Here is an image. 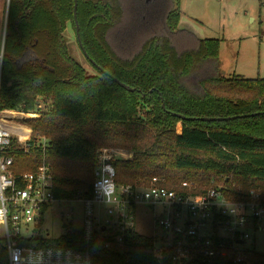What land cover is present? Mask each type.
Listing matches in <instances>:
<instances>
[{
    "label": "trees",
    "instance_id": "1",
    "mask_svg": "<svg viewBox=\"0 0 264 264\" xmlns=\"http://www.w3.org/2000/svg\"><path fill=\"white\" fill-rule=\"evenodd\" d=\"M180 3L78 0L80 39L102 71L80 45L75 0H9L0 107L36 113L28 120L29 153L20 150L17 159L24 170L52 165L57 200L93 196L103 145L133 153L114 161L118 185L148 186L157 176L159 185L178 193L203 194L216 181L228 186L231 180L243 189L218 188L232 199L246 198L253 186L264 190V78L222 74L220 39L180 26ZM69 25L96 73L72 53ZM177 113L249 115L201 120ZM40 136L49 139L46 146L37 145ZM103 239L96 231L87 242L83 228L71 226L59 236L35 232L22 243L89 247L93 264H179L171 249L156 252L155 235L136 227L109 250ZM234 257L196 256L185 264H235ZM248 260L264 264V253L254 248ZM0 264H9L3 237Z\"/></svg>",
    "mask_w": 264,
    "mask_h": 264
},
{
    "label": "built area",
    "instance_id": "2",
    "mask_svg": "<svg viewBox=\"0 0 264 264\" xmlns=\"http://www.w3.org/2000/svg\"><path fill=\"white\" fill-rule=\"evenodd\" d=\"M4 52L5 35L0 43V88ZM32 114L36 113L0 107V237L7 241L9 264H25L22 253L33 250L45 253L43 260L37 256L33 264H93L89 247H34L22 243V238L36 232L50 205L57 201L52 165L44 161L33 170H24L17 159L20 150L29 152L32 129L25 121ZM115 159L107 149L100 152L93 196L83 199V230L87 242L96 231L102 233L105 249H111L114 241L124 242L127 232L135 227L137 205L143 204L153 210L161 209L156 215L157 253L171 249L174 262L179 264L196 256L211 259L234 254L235 264H249L255 248L251 245L250 231L258 228V222L264 217V192L252 189L247 198L236 200H231L216 186L203 194L178 193L159 185L157 176L148 186L118 185ZM101 169L113 180L106 186L109 198L98 191ZM183 184L191 183L184 181Z\"/></svg>",
    "mask_w": 264,
    "mask_h": 264
},
{
    "label": "rangeland",
    "instance_id": "3",
    "mask_svg": "<svg viewBox=\"0 0 264 264\" xmlns=\"http://www.w3.org/2000/svg\"><path fill=\"white\" fill-rule=\"evenodd\" d=\"M8 3V0H0V43L4 39ZM180 12V26L193 30L201 38L220 39L219 64L222 74L227 76L238 74L247 78H264V4H261L260 0H181ZM75 33L72 25H69L67 34L72 53L82 61L90 72L96 73L97 70L80 50ZM35 117L36 114H32L25 121L32 129V135L33 128L28 120ZM16 121L21 120L16 119ZM32 138L33 136H31V140ZM38 139L37 145L46 146L49 143L46 136H40ZM105 149L116 158L126 159L133 155L126 147L115 145L101 146L99 154ZM223 182L218 183L216 181L212 186L218 184L217 187H223L224 189L227 187L243 189V185L238 184L235 180H231L228 186ZM252 189L264 192L260 187L253 186ZM252 189L248 191V194ZM83 199L84 197L78 196L70 200L53 202L42 221L43 223L36 229V232L59 236L71 226L83 228L85 222ZM230 199L236 200V198ZM160 212V208L153 210L147 205H137L136 229L148 235L157 234L156 215ZM250 232L251 245L255 247L256 251L264 253V217L258 222V228Z\"/></svg>",
    "mask_w": 264,
    "mask_h": 264
},
{
    "label": "water",
    "instance_id": "4",
    "mask_svg": "<svg viewBox=\"0 0 264 264\" xmlns=\"http://www.w3.org/2000/svg\"><path fill=\"white\" fill-rule=\"evenodd\" d=\"M9 2V0H8ZM74 13H75V21H76V29H77V36H78V39H79V42H80V45L83 49V52L85 53V55L90 59V61L92 63H94L99 69H101L102 71H104V68L101 67L95 60L94 58H92L89 53L87 52L85 46L83 45L81 39H80V25H79V20H78V16H77V6H78V0H75V5H74ZM8 12V11H7ZM5 30H6V26H5ZM5 35V34H4ZM120 85H122L123 87H126L128 88L129 90H136V87H133L129 84H127L126 82L122 81L121 79H119L118 77L110 74ZM180 117L182 118H188V119H201V120H216V119H219V120H222V119H226V118H233V117H236V116H247L249 114H241V115H234V116H228V117H224V116H200V117H195V116H186L184 114H181V113H177Z\"/></svg>",
    "mask_w": 264,
    "mask_h": 264
},
{
    "label": "clouds",
    "instance_id": "5",
    "mask_svg": "<svg viewBox=\"0 0 264 264\" xmlns=\"http://www.w3.org/2000/svg\"><path fill=\"white\" fill-rule=\"evenodd\" d=\"M0 60H2V56H0ZM110 182H113V180L107 174L104 173L103 169H101V172L97 180V184L99 186L98 191H100L102 195H105L107 197H108V192L106 191V186ZM16 251H21V250L17 249ZM22 254L25 255L26 257L25 264H33V260L37 256L40 257L41 260H43L44 255H45L43 250H33V251L22 253Z\"/></svg>",
    "mask_w": 264,
    "mask_h": 264
}]
</instances>
